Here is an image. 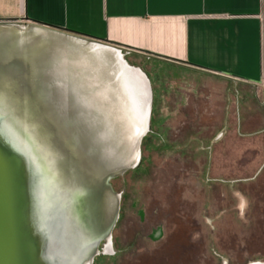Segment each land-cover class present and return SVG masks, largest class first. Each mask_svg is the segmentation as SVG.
<instances>
[{"label": "rangeland", "instance_id": "rangeland-1", "mask_svg": "<svg viewBox=\"0 0 264 264\" xmlns=\"http://www.w3.org/2000/svg\"><path fill=\"white\" fill-rule=\"evenodd\" d=\"M36 35L41 42L23 62L24 84L34 80L40 97L41 86L55 88L62 107L67 99L86 122L94 120L96 129L86 131L92 152L107 147L105 173L87 195L91 208L97 204L91 231L99 211L112 224L89 264H264V160L254 140H244L238 116L225 119L206 92L183 106L153 107L146 72L125 57L61 33ZM20 103L34 114L27 98ZM43 131H32L36 140ZM43 136L60 145L55 135Z\"/></svg>", "mask_w": 264, "mask_h": 264}, {"label": "crops", "instance_id": "crops-1", "mask_svg": "<svg viewBox=\"0 0 264 264\" xmlns=\"http://www.w3.org/2000/svg\"><path fill=\"white\" fill-rule=\"evenodd\" d=\"M24 32L33 42L61 33L125 57L146 72L153 107L206 92L225 119L238 116L264 160V0H0L2 36L16 45Z\"/></svg>", "mask_w": 264, "mask_h": 264}, {"label": "bare ground", "instance_id": "bare-ground-1", "mask_svg": "<svg viewBox=\"0 0 264 264\" xmlns=\"http://www.w3.org/2000/svg\"><path fill=\"white\" fill-rule=\"evenodd\" d=\"M5 35L8 37L0 33V47L9 42V54H0V61L8 64L9 60L14 61L21 55L17 53L20 49L19 44L15 45L14 37ZM22 38L24 41L27 40L26 42L33 39L25 33ZM12 48L15 52H12ZM36 50L27 47L23 54L31 57ZM3 71L5 72V68L0 70L2 73ZM12 106H16L17 114L22 121L25 119L33 121L34 134L37 132L39 134L40 128L44 131L38 141L40 163L38 162L36 166L33 151L28 153L18 130L7 123L6 115L1 110L3 113L0 114V264H89L98 240L92 237L91 215L79 189L82 185L81 179L89 178L92 183L99 174L105 173L103 166L108 157L107 147L103 144L92 152L94 143H91L86 131L92 132L96 129V125L92 123L94 120L88 123L81 117L79 111L69 108V115L72 114L73 119L68 116L55 123L56 120L50 117L46 122V114L39 107L38 109L36 107L34 114L29 115L24 111L22 104L13 103ZM129 111L132 112L130 109ZM38 120H41L43 128L39 126ZM51 123L52 126L46 129L45 126ZM35 124L38 129L35 128ZM103 126L108 130L110 125L105 122ZM46 132L60 140L55 155L48 154L46 150L49 138L43 136ZM105 132L110 134V131ZM85 144L89 147V156L88 152L85 154L82 152ZM47 162L52 170L58 168V171H64L58 175V183L53 177L47 178L42 168ZM72 167L77 172L72 171ZM53 175L55 177V174ZM71 178L76 181L78 179L80 187L78 185L74 188L76 182ZM71 181L72 184L74 182L73 185ZM42 183L46 185L49 196ZM82 188L87 194L84 184ZM61 192L63 194L60 195ZM113 212L114 209L112 215Z\"/></svg>", "mask_w": 264, "mask_h": 264}, {"label": "water", "instance_id": "water-1", "mask_svg": "<svg viewBox=\"0 0 264 264\" xmlns=\"http://www.w3.org/2000/svg\"><path fill=\"white\" fill-rule=\"evenodd\" d=\"M33 41L30 42H26L23 41L22 43H19V52L17 51V53H19V58L15 59L14 61H12L13 59L9 60V63H1L0 61V70L5 68V72L3 71V79L2 81H0V92L3 93V97L2 99H0V114H2L3 112L1 110L4 111V115H6L7 118V123L9 122L10 125H12L16 130H18L21 138L24 141V145L26 150L28 151V153L30 154L33 151L34 154V162L35 165L37 166V163L39 162V143L38 140L35 139L36 136H33V130H31L33 128V121L29 120V119H25V120H21L20 117L16 114L17 113V108L16 106H6V99H11L12 100V104L15 103L14 102V98H15V94L11 95L10 92L12 91V89H16L17 93H19L18 95V104H22L20 103L24 97L27 98V101L30 104V108L31 111H36V107L38 109L41 108L43 113L46 114V122H48V119L51 117L53 118L55 123L59 122L58 120L61 119H65L68 117V110H69V106L67 104V99H65V102H63V107L61 105V100L58 97V92L57 90L55 91V88H47V87H43L40 89L44 92L43 97H40L38 94V84L34 82V80H29L27 79V82L30 81V86L27 87L26 84H24L23 80H22V67H23V62L25 60V58L28 57V55L23 54V50L27 49V47H33L34 49H37V47L39 46L38 42H35V44H32ZM9 52H7L5 55H8ZM12 54V53H11ZM7 70H11V71H15L16 74L15 75V79L14 81L9 82V80H6V71ZM18 76V78H17ZM17 79L19 81H17ZM31 79V78H30ZM61 80V79H60ZM18 87V88H17ZM15 91V90H13ZM9 97V98H8ZM16 100V99H15ZM16 100V101H17ZM20 107V106H19ZM21 108V107H20ZM6 109V111H5ZM39 112V110H38ZM27 113V112H26ZM29 114V113H27ZM32 115V114H29ZM52 124V123H51ZM30 131V132H29ZM56 140H57V136H56ZM55 140H52V138H48L47 143H46V150L48 152V154L52 153V155H55V152L57 150V147L53 146ZM57 143V142H56ZM57 145V144H55ZM55 148V149H54ZM32 150V151H31ZM40 163V162H39ZM40 165V164H39ZM43 170L46 172L47 178H54L55 182L59 181L58 180V168H56V170H52V167L48 165V162L46 165L42 166ZM76 169L74 167H72V171ZM77 172V171H76ZM55 174V177L54 175ZM117 174V171L114 170L111 175L108 177V180L112 177L115 176ZM88 183L85 186V190L89 191L92 188H94L99 182L100 180L95 179L92 180V183L89 179H85ZM58 183V182H57ZM76 187L79 185V180L77 179V182L75 183ZM43 188H45L46 193L48 194V190L46 189V185L44 183H42ZM61 186V185H60ZM108 186V185H107ZM80 187V185L78 186ZM39 188H41L40 183H39ZM90 188V189H89ZM89 189V190H88ZM79 191L81 192L82 197L84 198V200H86L87 202V206L89 209V213L91 215V221L94 215V212H96L97 209V204L96 202L94 203L93 208H91L90 206V196L87 195L81 185V189H79ZM49 196V194H48ZM87 197V198H86ZM45 199H47V197H45ZM48 201V199L46 200ZM100 216L98 219V225L94 228L93 230V235L92 237L94 239H96V243L97 245L95 246V249H97L98 244L107 237L109 230L111 228V224L112 222L110 221V219L108 217H106V213L104 215L101 214V211H99Z\"/></svg>", "mask_w": 264, "mask_h": 264}, {"label": "snow or ice", "instance_id": "snow-or-ice-1", "mask_svg": "<svg viewBox=\"0 0 264 264\" xmlns=\"http://www.w3.org/2000/svg\"><path fill=\"white\" fill-rule=\"evenodd\" d=\"M2 79H3V73L0 72V81H2ZM2 97H3V93L0 92V99H2Z\"/></svg>", "mask_w": 264, "mask_h": 264}]
</instances>
